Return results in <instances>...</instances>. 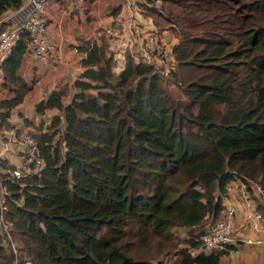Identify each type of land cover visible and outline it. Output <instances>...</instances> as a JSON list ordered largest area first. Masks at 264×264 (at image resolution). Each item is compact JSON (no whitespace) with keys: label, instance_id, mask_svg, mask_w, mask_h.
I'll use <instances>...</instances> for the list:
<instances>
[{"label":"trees","instance_id":"trees-1","mask_svg":"<svg viewBox=\"0 0 264 264\" xmlns=\"http://www.w3.org/2000/svg\"><path fill=\"white\" fill-rule=\"evenodd\" d=\"M168 1L140 6L160 12L150 4ZM177 1L165 16L175 69L126 53L117 74L106 42L80 39L69 101L62 87L35 105L59 111L34 134L42 168L11 178L1 158L4 219L30 264H164L172 252V264H219L235 243L207 252L200 230L177 250L171 230L203 228L237 179L264 219L252 186L264 189V0ZM23 2L0 0V18ZM25 41L21 33L2 63L1 122L30 87L19 72ZM5 248L0 233V258L11 262Z\"/></svg>","mask_w":264,"mask_h":264},{"label":"crops","instance_id":"crops-1","mask_svg":"<svg viewBox=\"0 0 264 264\" xmlns=\"http://www.w3.org/2000/svg\"><path fill=\"white\" fill-rule=\"evenodd\" d=\"M139 1L130 0L131 7L126 9L122 5L124 0H87L88 9L84 12H78L73 0H46L47 29L57 50L55 55L47 60H39L29 55L23 57L19 72L30 87L23 100L10 109L9 116L4 122L2 121V126L6 132L13 131L18 134L23 131H33L32 133L36 134L40 128L45 129L46 124L59 111L57 108H48L39 114L35 111V105L40 100L47 98L49 93L55 89L67 87L69 91L63 96V102L69 101L72 82L82 70L81 59L85 55L84 52L77 49L80 39H88L97 44L106 42L116 61L115 73H119L122 69L126 53L137 60V55L133 53V50L112 45L110 41L113 39L106 34L105 30L112 26L120 27L124 32L127 24L134 22L144 29H155L159 32L152 24L151 18L142 15L143 11L138 6L140 5ZM10 13L11 11L5 15ZM3 18L4 16L0 18V25ZM164 33L163 31L161 34L166 42L168 36ZM175 42L176 40L172 41L171 44ZM163 66L165 67L164 63ZM7 96H10L9 92L0 85V98ZM6 123H9L10 127ZM19 148V142L7 141L4 145L1 144V158L6 159L14 167L18 166L23 161L22 152ZM229 185L230 190L227 197L223 199V204L232 203L237 209L234 218V238L240 237L242 239L243 235L246 234L245 238L259 239L260 242L250 244L255 245L256 248L240 253L237 251L240 247L237 243L241 240H236V245L230 247L231 249L221 256L219 264H264V219L260 222L261 229L257 231V236L253 238L248 235V226L244 225L243 218L246 206L240 192L239 181L234 180ZM247 254H250V260L246 259ZM166 260L164 264H172Z\"/></svg>","mask_w":264,"mask_h":264},{"label":"built area","instance_id":"built-area-1","mask_svg":"<svg viewBox=\"0 0 264 264\" xmlns=\"http://www.w3.org/2000/svg\"><path fill=\"white\" fill-rule=\"evenodd\" d=\"M140 0L139 2H142ZM78 12H84L88 9L87 0H73ZM46 0H24L23 4L10 14L6 15L1 22L10 20L12 25L0 27V83L4 80V71L2 67L3 60L11 52L16 42L19 40L21 33L26 35L25 55L32 56L39 60H47L56 53V45L49 37L47 29V19L45 17ZM123 7L129 9L131 7L130 0H124ZM106 34L110 36L112 45L133 50L137 60L154 64L160 67L165 64V72L168 68H172L170 61L173 54L171 47H167L161 38L152 30L144 29L134 22H129L124 32L116 27H107ZM170 48V49H169ZM172 59V60H171ZM168 61V62H167ZM160 70V68H158ZM7 141L19 142L20 151L22 152L23 161L10 171L11 178H19L29 173L38 172L43 166V159L39 154L38 143L34 138V134L30 131H23L18 134L15 132H6L0 120V160H1V144ZM0 165V233L2 235V243L7 245L8 249L13 253L11 264H30L29 260L19 261L18 246L13 239L8 223L3 215V199L6 193L5 187L2 185ZM238 180V179H237ZM239 181V188L245 202L246 210L243 214L244 225L254 229H261L262 221L261 213L255 209V202L249 195L247 185L243 181ZM253 188L256 190L260 200L264 203V189L253 182ZM230 190V185L226 187V195ZM236 206L232 203H225L220 214L210 220L201 229L199 239L202 248L207 251L229 250L228 245L233 244L240 237L234 238V218L236 215ZM242 240V239H240ZM248 244L259 243V239L245 238Z\"/></svg>","mask_w":264,"mask_h":264},{"label":"rangeland","instance_id":"rangeland-1","mask_svg":"<svg viewBox=\"0 0 264 264\" xmlns=\"http://www.w3.org/2000/svg\"><path fill=\"white\" fill-rule=\"evenodd\" d=\"M184 2H186V1H184ZM150 5L155 7L160 12H158V11H154V12L147 11L146 13H142V15L145 17L148 16L151 18L152 24L155 26V28H157L159 30L157 35L161 38V40L165 43V45L167 47H171L172 41H175L177 37H176V32H173L172 29L169 27L168 24H171V23H168V20L165 18V16L167 18L171 17V19H172V13L175 11H178L180 9V6H179L180 3L177 0H169L167 3H164V4H160L159 2H154V3H151ZM138 6L141 10L143 9L142 10L143 12H145V8H144L143 4H141V6L140 5H138ZM152 31L156 33L155 29H152ZM163 31L165 32L164 34H166V36H168V39L166 42H169L170 44L166 43L164 41L162 34H161V33H163ZM172 59H174V56L172 57ZM170 65L172 66L173 69L176 68L174 61H172V62L170 61ZM117 74H118V72H117ZM164 76H165V78L169 77L168 74H166ZM168 87L172 88V92H174L176 96H182L181 87H179L178 84L171 82V84H169ZM31 132H33V131H31ZM200 230L201 229H199V228L191 229V228H185V227L183 228V227H178V226L174 227L171 230V233L175 239L177 250L186 246V240L189 237H195L196 238L197 237L196 234ZM248 230H249L248 235L252 236L253 238L257 236V231H259V229H254L252 227H248ZM12 236H13V239L18 246L19 245L18 239L14 235H12ZM245 236H246V234L243 235L241 242L237 243V245L239 244V246H240L237 251L240 253H241V251L247 252L248 250L256 248L255 245H250V244L245 242ZM5 246H6V248L4 249L5 253H8L9 249H8L7 245H5ZM176 254L177 253L172 252L170 255L166 256L165 258H167V260H169V263H176L178 260V256ZM249 255L250 254H247V256H246L247 260H250ZM22 260H24V259L19 258V261H22ZM0 264H11V262L10 261L5 262L2 258H0ZM224 264H226V263H224Z\"/></svg>","mask_w":264,"mask_h":264}]
</instances>
